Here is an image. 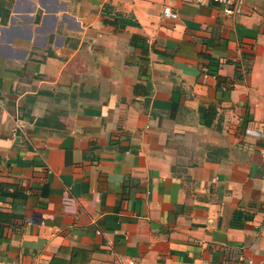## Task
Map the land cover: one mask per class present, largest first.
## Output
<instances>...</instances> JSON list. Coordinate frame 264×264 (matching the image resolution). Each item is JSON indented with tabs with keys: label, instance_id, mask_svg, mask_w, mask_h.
<instances>
[{
	"label": "crops",
	"instance_id": "obj_1",
	"mask_svg": "<svg viewBox=\"0 0 264 264\" xmlns=\"http://www.w3.org/2000/svg\"><path fill=\"white\" fill-rule=\"evenodd\" d=\"M0 264H264V0H0Z\"/></svg>",
	"mask_w": 264,
	"mask_h": 264
},
{
	"label": "built area",
	"instance_id": "obj_2",
	"mask_svg": "<svg viewBox=\"0 0 264 264\" xmlns=\"http://www.w3.org/2000/svg\"><path fill=\"white\" fill-rule=\"evenodd\" d=\"M192 3L198 4H216L220 6L226 15H233L234 13L240 12L246 2V0H188ZM165 16L176 18L179 16L177 10L171 5H165L163 10Z\"/></svg>",
	"mask_w": 264,
	"mask_h": 264
}]
</instances>
